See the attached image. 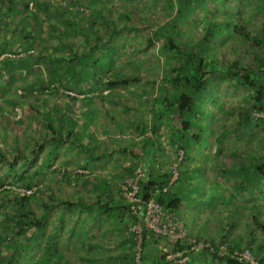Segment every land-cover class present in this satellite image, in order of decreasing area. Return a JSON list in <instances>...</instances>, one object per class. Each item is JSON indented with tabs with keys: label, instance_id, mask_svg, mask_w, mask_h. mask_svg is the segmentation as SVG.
Segmentation results:
<instances>
[{
	"label": "trees",
	"instance_id": "trees-1",
	"mask_svg": "<svg viewBox=\"0 0 264 264\" xmlns=\"http://www.w3.org/2000/svg\"><path fill=\"white\" fill-rule=\"evenodd\" d=\"M88 1L87 3L77 4L76 2V4H70V0L67 3L64 0L65 4L63 3L60 8L65 9V15L60 16L57 13H50V15L60 17L62 25L60 37L66 38L67 48L72 53L71 55L68 54V58H65L64 54H55L50 57V62L52 59V62L57 63V66L51 68L52 71L47 86L50 83H59L63 87L74 90L67 84H69L68 79H72L70 75H74L76 71L62 72V65H68L69 61L73 63L80 56V54H75L77 47L73 41L69 40L72 34L81 33L80 30H82L84 31V39L86 38L90 43L89 32L93 31L97 25H99L100 31L102 26L105 29L107 27V23H105L106 14L111 16L114 10H117L131 22L135 21L134 16L142 18L143 15L140 12L143 10L146 14L143 19L148 20L151 18L152 9L149 6L147 8L142 6L143 4L139 3L138 0L130 2L127 8L114 4L115 2H111V0H104L102 4H98L96 7ZM217 1L162 0L163 23L157 24L155 27L151 23H147L151 28H154L150 30L151 35L147 36L146 41L151 45L158 43L156 50L163 59V63L160 65V78L153 81L156 85V96L151 105L150 128L153 130L160 128V121L163 117L171 121L175 128L170 135L172 141L170 150L176 158L170 160L169 157L164 156L162 144L157 141L155 131L148 132L147 125L142 126L141 124L137 127L138 133H141L139 137L141 140L138 146L134 147V150L128 152V156L131 161L137 159L147 166L146 176L138 182V194L141 199L143 201L154 199L164 209L176 215L179 213L180 207L186 202L184 198L188 197L187 188L192 181L191 175L197 170L202 172H204L203 169L205 170V158L202 157L206 155L204 151L208 143L214 145L212 159L217 160L214 167L216 180L212 182L210 187L213 190L218 189L220 191L218 196L232 197L234 193L242 195L256 193L262 195L264 193V0H233L235 6L226 5L223 0L220 3H217ZM100 2L102 1L99 0L98 3ZM108 2L111 5L109 7L105 5ZM73 5L75 9L70 10L69 7ZM254 17L261 18L262 21L258 24L252 22ZM107 22L109 29L111 28L108 33L111 36L113 33L117 36L122 27L117 26L113 17ZM79 24H83L81 28ZM66 26L71 28L72 32ZM189 26H193L192 30ZM94 35L99 39V32L94 33ZM63 38L61 40H65ZM111 40L109 38V43ZM87 49V52L83 51V54H90L96 50L95 45L91 46L90 44ZM109 72L111 75L107 81V86L110 88L120 85L125 86L130 82H139L143 78V76H134L128 72L122 73L117 69ZM67 74L70 75L66 77ZM66 78L68 79L66 80ZM72 82L74 81L72 80ZM99 85L100 82L97 83L96 88L93 87L94 89L89 92L97 91ZM45 86L42 87L43 90H47ZM89 92L82 94V100L91 97ZM235 93L241 95L240 100L245 101L244 107L239 110H236L235 107H226V97H232ZM68 96L70 95L65 94V97ZM233 115H235V118L231 120ZM61 120L57 121L56 124L49 120L50 122L43 126V128L47 127L52 131L51 146L46 152L48 157L58 152V147L64 140L61 131L63 127ZM232 133H235L237 137L231 143V140L226 138L225 134ZM255 133H260L261 136L257 142L251 144L250 139L244 141L245 137L250 136L252 138ZM240 134H242L240 137H244L241 143L242 145L245 144L244 146L241 145L242 151L241 148L235 149L237 145L240 146V143L237 142ZM228 143L230 147L233 145L234 149H230ZM86 144L89 145L86 142L79 145ZM252 145L255 151L250 149ZM13 149L19 151L17 146H14ZM29 150L33 151L34 149L31 147ZM24 156L30 158L25 154ZM179 156H181L180 159H178ZM159 157L161 159H158ZM191 157L194 161H197L193 162L192 166L185 163ZM224 158H229V161H224ZM0 160H7L6 152L1 149ZM174 161L177 162L175 168L177 175L173 179L172 163ZM47 162L43 160L36 166V170L25 172L24 175H17L19 180L16 184L17 188L14 186L13 189L8 188L6 192H0V207L9 202L7 210L12 211V213L10 211L0 212V218L7 220L11 228L14 229L10 235L16 236L20 240L14 241L11 247L14 251L12 257L18 258L17 264H22L20 260L21 252H24L23 257L27 256L28 237L26 231L28 227H31V229L33 226L39 228L44 223L43 217L40 219L33 212L32 204L38 207H43V205L48 207V204L37 198L36 189L29 194L24 190H30L34 186H38L39 178L47 173L49 167ZM132 163L129 166L131 170L129 176L133 175V171L137 167L136 162ZM14 168V163L11 162L6 175H9V172L12 173ZM51 171L59 174L53 177L54 180L79 183L77 186L86 190L105 192L111 190L112 187L110 183L95 180L96 177L89 178L90 176L84 173L74 172L73 176L72 172L66 169L59 170L55 168ZM187 172H190L191 175L187 174L186 176ZM12 175L16 176L14 172ZM124 178L115 184V188L120 195ZM223 179L227 183L226 186L222 182ZM48 189L51 195L53 193L52 188L49 187ZM50 198L55 197L50 196ZM97 200H102L101 196L97 197ZM122 204L128 213L129 230L126 232L129 234L128 239L131 242L126 254L128 257L127 264H134L136 239L134 233L130 230V225L135 221V217L131 216L123 199ZM71 206L74 207V205ZM257 208L255 206L254 210H258ZM260 215L262 214L257 212L252 216V219L255 228L264 233V219H261ZM243 229L245 230V228ZM251 229L249 225L246 226V230L252 232ZM228 233L229 231L222 232L219 237L221 243L229 240ZM159 239L160 237L154 236L150 230L143 228L140 256L142 264L146 260L150 264L151 258L157 255L162 264L170 263L166 261V254L164 256L161 251L155 253L152 249L154 243ZM235 239L237 238L235 237ZM202 241L212 246L209 251L212 256L225 259L228 264H241L228 255L219 256L218 250L215 248L216 240L212 237L207 239L202 237ZM253 241L254 239L251 237L246 244V248L254 252L259 261L264 263V258L257 255L261 247L256 248ZM24 245H26V249L22 250ZM189 248L190 244L187 243L186 239L171 245V251H174L175 254L180 250H186L188 256L207 254L206 251L210 249L209 246L196 247L192 250H189ZM10 257L2 255L0 264H13L10 263ZM11 261L13 262V260Z\"/></svg>",
	"mask_w": 264,
	"mask_h": 264
},
{
	"label": "rangeland",
	"instance_id": "rangeland-1",
	"mask_svg": "<svg viewBox=\"0 0 264 264\" xmlns=\"http://www.w3.org/2000/svg\"><path fill=\"white\" fill-rule=\"evenodd\" d=\"M113 1L115 2L114 4L122 5L124 8H127V5H129L130 2H136L137 0ZM147 1L155 5L153 7L154 12H152L150 16L151 18L146 20L143 19V16H141L142 18L134 16L135 21L131 22L117 10L112 11L111 16L114 18L117 26H119V28L122 27V30L117 36L116 34L114 35V33L112 34V40L110 39L111 41L109 46L101 45L100 42L98 47L95 48V52L83 54L82 56H78V59L74 60L73 63L69 61L68 65H62V72L66 73L76 71L74 75H66V77L70 75L72 78H66V80H69V84H67V86H70L74 90L63 87L59 83L47 86L48 82H45V89L47 88V90H43L39 87L35 88L32 92H27L30 94L26 95V101L21 102V98L18 99L16 103L17 111H14L13 108L9 110L10 112H13V114L18 113L19 117L17 122H13L12 127H10L11 125L8 124V121L4 119V117L0 118V148L1 150H5L7 152V160H0V192H6L8 188L13 189L14 186L17 188L16 184L19 181L17 175H24L25 172H32L36 170V166L44 158V154L46 153L45 150L49 145L47 143H43L44 141L42 140V136L38 135L36 131L42 132L43 124L47 121V123H49L52 120L53 124H56L57 121L62 119L61 124H63V127H68L71 131L78 130L79 133H81V140L88 143L89 146H92V151L95 154L101 152L99 149H96V146L100 143H109L120 148H130V151L134 150V147L138 146V143L141 140L139 139L141 133L139 134L137 129L140 124L142 126L147 125V131H151L152 133L153 129L150 128V118L152 116L151 105L154 97L156 96V85L153 81L160 78V65L163 63V59L156 50L158 48V43L156 42L151 45L146 41V38L151 35L150 30L152 28H154L157 24L163 23L164 9L162 0ZM14 2L18 7L17 9L14 8L13 11L18 12L24 1L14 0ZM106 6L109 7L111 5L108 2ZM65 12V9L60 7L55 10V13L59 15H65ZM140 13L141 15L145 14L144 11ZM111 16H109V19L107 18V21L112 19ZM14 22L15 21H13L12 24ZM147 23H151L154 27L151 28V26ZM126 25L127 27L125 28ZM192 27L193 26H189L191 30ZM108 31H111V29H108ZM79 49L87 52V49H83V47L82 49ZM69 50L70 49H67L65 52H69ZM21 61L23 60H20V63ZM116 69L118 71H122V73L128 72L134 76H143V78L139 82H130V84L125 86L120 85L110 88L107 86V81L111 75L109 71ZM45 75V73L42 75L43 78H45ZM72 80L74 82H72ZM18 82H21V80L18 79ZM99 82L100 85L97 88L98 90L89 92L94 89L93 87L97 86V83ZM3 84L4 82L0 79V85L2 86ZM66 90L70 92V96L66 98L55 96L57 95V92L67 94ZM85 91H88L91 97L82 100L80 99L82 94L88 93ZM5 92L6 89H4L3 93ZM42 95H49L48 102H40L39 98ZM73 96H76L78 100L75 101ZM240 97L241 95L237 93H235L232 97H226V107H235L236 110L244 107L243 105L245 104V101L240 100ZM12 107H14V105ZM51 113L52 119L50 118V121L46 120V117L50 116ZM233 118H235V115L231 117V120ZM108 123L111 125L109 124V126H107ZM159 126L160 128H155L153 131H155V134L157 135V138L155 137L157 141L162 144L164 156L169 157L170 160L172 158H176L175 154H173L170 150V143L172 142L170 135L175 126L172 125L171 121L166 119V117L161 119ZM3 127L5 130H3ZM204 127L206 126L204 125ZM10 128L13 129L10 131ZM106 131L108 132L107 135L109 138L107 135L102 136L106 133ZM240 136H242V134H240L239 137ZM64 137V142L67 141L64 144L65 147L66 145L73 144V134L64 132ZM225 137L229 138L232 143L237 136L235 133H232L225 134ZM239 137L237 142L240 143V146L237 145L235 149H239L245 145H242L241 143L244 137H240L241 140ZM260 137V133H255L252 138L250 136L245 137L244 141L250 139L252 141L251 144H253L255 141L257 142ZM14 139H16V143L12 146ZM32 142L35 144V147L33 148V151H30L29 148L33 144ZM11 146L13 148L14 146H17L19 151H17V149L14 150ZM228 147L230 149H234L233 145L232 147H230V145ZM213 148L214 145L212 143H208L207 148H205L206 150L204 149V153L206 152V155H203L202 157L205 158L204 160L206 165L205 170L203 169L204 172L197 170L193 173V175L189 174L190 172L185 174L186 176L187 174L191 175L192 181L189 184L190 186L187 188L188 197L184 198L186 200L184 203L185 211L179 213V216L183 220L187 229V240L196 245L194 248L209 246L208 243L202 241V237L206 239L212 237L216 240V243L217 241L219 242V237L222 232L226 233L227 231H229L227 234L228 238L236 237L237 239H229L227 242L222 244H228L230 247L246 248L247 242L244 239L245 236H247V239L249 240L253 236V239L256 240L261 231L252 225V232L246 230V228L244 230L240 223V216L233 208L232 200H229L230 196H218L220 191L218 189L213 190L212 187H210L212 182L216 180L214 167L217 160L212 159ZM250 149L255 151L253 150V145L250 146ZM70 151L71 152H68V150H66L64 153L57 152L50 157L51 162L48 165L49 167L46 175L41 176L39 178V182H37L38 186H36V195L41 194V192L48 193L49 187L52 188V192H56V194L59 195H63L67 192L74 194L75 191H89L83 187L77 186L79 183L74 184L73 182H58L53 178L59 175L57 172L51 171L55 168H58L59 170L66 169L71 171L73 176L74 172L88 174L95 171L94 169H96V167H93L89 163H85L79 155H75L73 148ZM70 153H72L71 156H69ZM24 154L30 158H26ZM67 156H69L67 162L59 161L62 158L65 159ZM122 157H125L124 154ZM158 159H161V157ZM111 161L117 163V160L115 159H111ZM224 161H229V158H224ZM11 162L14 163L15 168L13 169V172L16 176L12 175L13 172H9V175H6ZM193 162L197 161H194L191 157L187 159L185 163L192 166L194 164ZM175 163L177 162L174 161L172 165ZM138 165H144V163H140ZM195 165H197V163H195ZM144 166L147 168L146 165ZM222 182L224 183V186L227 185L224 179ZM40 196L41 195H38V197ZM71 196L73 197V195ZM253 196H255L256 199L252 198L251 200L250 197H244L243 201H239H242L243 204L251 203L253 207H258V210H256L255 213H264V193L262 195H259L258 193L253 194ZM224 198L225 200H223ZM232 198L234 197L232 196ZM8 205L9 202H6L3 207H0V211H10V213H12L11 210H7V207H9ZM74 215L75 214L69 216L71 221H74ZM245 217L248 219L250 215L247 214V216H244V219ZM260 217L261 219H264V215H260ZM237 236L240 239H238ZM114 237L117 239L118 234H115ZM13 239L15 238L13 237ZM219 246L220 245H217V249ZM25 249L26 245L23 246L22 250ZM23 255L24 252H21L20 260L22 264H26L27 256L23 257ZM16 259L11 263L17 264L18 258ZM146 262L148 263V260L144 261L143 264H146Z\"/></svg>",
	"mask_w": 264,
	"mask_h": 264
},
{
	"label": "crops",
	"instance_id": "crops-1",
	"mask_svg": "<svg viewBox=\"0 0 264 264\" xmlns=\"http://www.w3.org/2000/svg\"><path fill=\"white\" fill-rule=\"evenodd\" d=\"M23 1L21 9L18 12H14L13 9H17L18 7L14 0H0V57L4 56V58L0 60V79L4 82L2 86L0 85V118L4 117V119L8 121V124L11 125L10 127H12L13 122H17L19 118L18 113L13 114V112L9 111L12 108L14 111L17 109L16 103L18 99L21 98V102L26 101V95L30 94L27 92H32L35 88H42L45 82L49 81V76L52 71L51 68L57 66V63H53L52 59L50 62V57L55 54H64L65 58H68V54L71 55L72 53L71 50L65 52L68 48L66 38L60 37V31L62 29L60 17L58 15H50V13L55 14L56 8H59L63 3L65 4V2L67 3L69 0H65V2L64 0ZM70 1V4H76V2L79 4L87 3L88 0ZM90 1H88V3L96 7L98 4H102L104 0H100L102 1L100 3H98L99 0ZM112 1L113 0H111V2ZM221 1L222 0H218L217 3ZM223 1L226 5L235 6V0ZM31 2L32 8L29 7ZM138 2L143 4L142 6L146 8L149 6L152 9L151 12H154L152 7L155 5L153 3L151 4L147 0H138ZM106 4L107 3H105V5ZM49 10L50 12L48 13ZM145 16L146 14L143 15V18ZM107 18L109 19V15L106 14L105 23H107V27L105 29L102 26L103 28L101 27L100 31L99 25H97L94 27L93 31L89 32L90 43L86 38L84 39V31L82 30H80L81 33L69 37V40L73 41L74 45L77 47L75 50L76 55L80 54V56H82L83 51L79 48L82 49L83 47V49H87L89 44L91 46L95 45V48L98 47L100 42L101 45L109 46V38L111 39L112 36L108 33L109 27ZM252 20V22L256 24L262 21L261 18L256 17L252 18ZM13 21L15 22L12 24ZM94 23H96V21H94ZM82 25L79 24V27L81 28ZM257 28L259 27L257 26ZM67 29L71 30V28ZM93 32L95 34L99 32V39H97ZM61 38L65 40H61ZM20 60L23 61L20 63ZM42 73L46 74L45 78H43ZM18 79H20L22 83L18 82ZM4 89H6L5 93H3ZM55 96L66 98L65 94L61 92H57ZM73 98H75V101L78 100L76 96H73ZM48 99L49 95H42L39 98L40 102L43 103L48 102ZM13 105L14 107H12ZM50 118L52 119V113L50 116L46 117V120H50ZM45 124H47V122ZM45 124H43V126H46ZM109 124L110 123H108L107 126H109ZM11 129L13 128H10V131ZM3 130H5L4 127ZM42 130V133H40V131L36 132L38 135L42 134V140L44 139L43 143L49 145L45 150V152H47L51 146L52 131H50V128L47 129V127L42 128ZM61 131L64 140V132L73 134V144L66 145L65 147L64 144L67 141L64 142L63 140L58 147V153H64L66 150L71 152L70 150L73 148L75 155H79L85 163H89L93 167H96V169H94L95 171L87 174L90 176L89 178L96 177L95 180L97 179L101 182L110 183L112 187L111 190L105 192H94L93 190H89L75 191L74 194L67 192L63 195L56 194V192L51 193V195L49 192H41V194H38L41 196L38 197L37 195V198L47 203L48 207L44 205L43 207H38L32 204L34 209L33 212L36 213L38 218L41 219V217H43L44 223L42 226H39V228L33 226L31 229V227H28L26 231L28 237L27 264H116V262L117 264H127L128 257L126 254L131 243L128 239L129 234L126 232L129 226L126 215L128 213L123 207L121 195L116 190L115 184L119 183L124 177L129 176L131 173L129 166L132 162H136L137 166H141L138 164H142L143 162L137 159L134 161L130 160L128 156L130 148H120L109 143H100L97 145L96 149H99L101 152L95 154L92 151V146L87 144L82 146L79 145L85 143V141L81 140V133H79L78 130L71 131L68 127L66 128L64 126ZM107 134L108 132L106 131L102 136H106ZM15 143L16 139L13 140L12 146ZM31 147L34 148L35 144L33 143ZM88 150H90V152H88ZM123 154L125 157H122ZM71 155L72 153L69 154V156ZM69 156L59 161L67 162ZM50 157H52V155L48 157L45 153L42 161H48L47 163L50 164ZM111 159L117 160V163L111 161ZM71 195H73V197ZM50 196H54L55 198H50ZM99 196H101L102 200H97V202L96 199ZM233 197L234 198L229 197V200H232L233 208L240 216V223L243 228H246L247 225L255 227L252 219V216L255 214L253 205H251V203H242L244 197H250L252 200L255 196L234 193ZM69 204L74 205V207ZM184 209L185 204L180 207L179 213L185 211ZM179 213L177 214L178 216ZM73 214H75L74 221H71L69 216ZM247 214H249L250 217L248 219L245 217L244 219V216H247ZM262 215H264V213H262ZM179 218L181 219L180 216ZM13 230L14 229L11 228L7 220H2L0 218V257L2 255H6V257L11 256V260H15V258L12 257L14 251L11 247L14 241L19 240L16 236L10 235ZM115 234H118L117 239L114 237ZM13 237L15 239H13ZM229 239L233 240L235 237ZM238 239L240 238L238 237ZM244 239L247 243L250 241L247 239V236H245ZM253 242L256 248L259 249L261 247L257 255L264 258V233L261 232L258 238L256 240L254 239ZM187 243L189 244L188 240ZM220 243L221 239H219V242H216L215 248H217V245ZM171 245L172 243L168 240L160 238L154 243L152 249L155 250V253L161 251L164 256L166 254V261L170 262L168 264H228L225 259L212 256L210 254L211 252H209L211 249L206 251L207 254L189 256L185 263H181L177 261V255L174 254V251H171ZM7 247L8 249L6 250ZM209 248H212V246ZM157 256L151 258L150 264H162L161 259ZM11 260L10 263L12 262Z\"/></svg>",
	"mask_w": 264,
	"mask_h": 264
},
{
	"label": "built area",
	"instance_id": "built-area-1",
	"mask_svg": "<svg viewBox=\"0 0 264 264\" xmlns=\"http://www.w3.org/2000/svg\"><path fill=\"white\" fill-rule=\"evenodd\" d=\"M32 8V2L29 4ZM70 10L75 9V6H70ZM4 58L0 57V60ZM66 93L70 92L66 90ZM179 156L178 159H180ZM177 163L172 166L173 179L176 177L177 172L175 170ZM147 168L144 165L137 166L133 171L132 176L126 177L121 185V196L124 204L127 206L128 211L132 217H135V221L130 226V230L134 233L136 239V249L134 255V264H142L141 256V241L143 228L150 230L154 236L165 238L172 244L179 243L183 240H187V229L184 222L174 213L164 209L162 205L156 202L154 199L143 201L140 197L138 182L144 176H146ZM36 186L30 190H24L27 194L34 192ZM189 244H192L189 241ZM218 253L221 256L228 255L241 264H264L259 261L255 253L248 248H236L230 247L228 244H219ZM196 245H190L189 250L194 249ZM186 250H180L176 253L177 261L185 263L188 260V254Z\"/></svg>",
	"mask_w": 264,
	"mask_h": 264
}]
</instances>
